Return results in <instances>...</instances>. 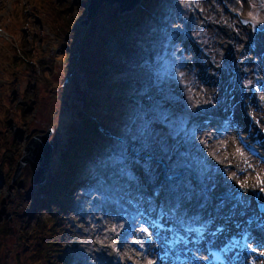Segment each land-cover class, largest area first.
I'll return each instance as SVG.
<instances>
[{
	"label": "rangeland",
	"instance_id": "374dc122",
	"mask_svg": "<svg viewBox=\"0 0 264 264\" xmlns=\"http://www.w3.org/2000/svg\"><path fill=\"white\" fill-rule=\"evenodd\" d=\"M11 1L13 0L6 3L5 7L0 6V16L11 15L7 21L0 17V131H4L9 140L16 139L21 154L27 136L43 132L48 125H53L55 130L50 142L53 145L51 161L54 167L63 134L71 123L70 117L75 115V110L80 107L81 102L68 100L71 110L65 109L67 107L65 105L61 107L60 100L70 97L75 84L73 80H69L72 73L68 76L57 73L64 62L59 61L55 54L57 50H64V45H68L67 40L61 41L60 36L67 35L68 31L62 30L55 37L56 30L52 28L51 20L48 22L47 16H52L54 11H67L73 5L75 10L68 12V19L74 26L85 27L86 22L82 14L86 11L89 0H75V5L71 0V2L29 0L30 6L27 9L22 7L23 3L12 8ZM23 1L24 4L28 2ZM178 2L181 5H188L187 13H174L169 19L167 25L174 34L171 40L165 41L158 33L160 41H157L153 34L142 35L145 41H139L138 45L146 47L147 42L151 47L136 53L135 57L128 48L124 52L121 51L120 41L112 44V51L108 50L110 53L108 60H116L115 64H121L122 58L126 60L137 58L142 59L145 66L140 65L138 60L130 61V68H127L126 72L106 82L100 98L108 105V109L103 118H99L102 120L100 122L106 125L103 120L116 118L114 115L116 106L113 101L118 94L123 93L126 103L121 111L134 112L135 129L140 132L138 138H135L134 134L129 132L130 128L123 130L122 124H118L119 129L113 132L118 136L122 135L121 140L110 138L112 135L108 134L105 139L99 138L103 147L102 153L106 150L113 151L111 163L117 162L119 167H111L110 163H105L106 166L103 168L96 166L109 179L104 183L100 182L98 177L92 179L95 181L93 187L88 188L91 200L85 204L86 213L78 218L72 216V227L69 226L70 229L65 227V235H68L67 229L70 235L65 236L66 240L63 243L65 255L62 264H143L146 257L143 251L145 247L141 248L140 245L146 246L147 236L131 245L128 244L129 237L125 236L122 229L130 218L136 216L139 218H135L137 221L143 222L144 218L129 209L130 203L125 198L127 192L119 183L129 184L130 189L137 190L140 194H143L141 192L143 190H140L142 187L149 189L151 185L157 184L161 186L162 197L169 202L174 200L177 203L188 204L191 206L190 210H194L195 205L205 204L208 211L219 207L221 213L237 216L245 210L243 215L256 213L264 218V192L259 190L264 188L262 183L264 165L238 144L231 130L200 129L199 132L190 133L186 131V124L201 115L217 118L218 122H221L223 116L230 115L240 121L244 133L250 139L255 135L256 139L260 140L261 149L264 151V82L258 85L252 79L250 56L247 53L250 42L246 37V33L251 31L259 45L264 41V0H178ZM249 13H252V16H249ZM190 17L192 19H189ZM162 18L166 19L165 14ZM150 26L151 32H156V25L152 23ZM21 29L29 31H24V47H31L30 50L34 47L45 53L40 54L36 66L39 81L37 84L33 82L27 85V94L23 92V84L29 71L20 69L22 66L16 62L11 68L8 67L13 59L11 61L6 56L8 52L6 44L12 46L21 44ZM31 33L35 36H31ZM173 41L178 45L173 44L171 51L168 53L167 50L164 55L166 48H169ZM28 47H25V50H28ZM169 54L171 57L177 54L175 61L163 60L158 68L163 72L161 67L163 63L174 64L177 79L168 75L158 79L159 74H156L154 69L152 76L140 75L138 68H131L141 66V69H145L147 65L153 67L155 60L159 61L163 56L165 60H170ZM179 54H184L185 57L179 60ZM78 57L80 58V55L76 52L67 53L70 64L66 73H69L68 69ZM60 58L63 60L66 55L62 54ZM48 63L52 64L55 71L51 75L44 71ZM76 72H79V68ZM263 72L260 70V76ZM79 73L84 74L82 70ZM204 75H207L208 79H204ZM144 77L158 81L145 92H141L143 88L138 86V81ZM77 79L80 80V77L77 76ZM119 79L121 83H118ZM164 83L169 84L168 91L172 94L167 92L158 95L157 100L153 102L160 105L153 104L148 109L149 104L141 101L142 94H149L155 86ZM134 96L138 98L142 108L135 102ZM30 99H34L35 104L27 113L30 116L28 123L22 128L18 118L19 107L21 110L28 107L25 102ZM187 102L199 107L201 115L187 117L184 113ZM243 102L246 105L249 103L244 109ZM7 108H11L9 115L7 114L9 123L4 120ZM248 108L250 112L245 117L243 112L248 111ZM248 116L255 120L251 125L247 122ZM125 118L126 124L131 126L132 119ZM132 140L141 143L133 144ZM14 167L15 165L13 170ZM5 170V173H8L10 168ZM29 177L30 169L26 165L16 179L23 181L21 188H17L16 181L8 180L6 184L0 181V213L4 212L0 216L2 220L11 218L8 220L10 227L14 225L16 227V231L0 236V264H17L14 257L17 251L15 252L13 248L23 251V243L17 247L15 245L18 244L21 235L19 224L26 226L29 215L35 210L36 215L30 224L37 220H45L55 211L53 204L50 205V210L47 205L44 208L33 209L37 199L29 192L35 187L28 183ZM123 177L131 181L128 182L127 178ZM114 184L119 185L116 190L112 188ZM230 190H235L240 195L224 202L225 198L220 196V192L226 193ZM62 191V187H59L58 195H61ZM63 196L68 201V208L71 209L73 197ZM232 223L235 224L236 220ZM26 231L32 232V229L27 227ZM239 236L240 233L235 238L239 240ZM73 240H77L76 254L70 255ZM29 243L34 245L35 241L30 240ZM31 253L22 252L26 256ZM194 257L199 261L197 256ZM244 259L243 264H256V260L262 262L260 252L250 253L249 249L246 250ZM162 263L169 264L165 261Z\"/></svg>",
	"mask_w": 264,
	"mask_h": 264
},
{
	"label": "trees",
	"instance_id": "16d2710c",
	"mask_svg": "<svg viewBox=\"0 0 264 264\" xmlns=\"http://www.w3.org/2000/svg\"><path fill=\"white\" fill-rule=\"evenodd\" d=\"M71 1L75 5V1ZM169 1L170 0H142L136 8L124 14H120L119 7L116 5H104L85 27H79L78 25L74 26L72 21L68 19V12L75 10L73 5L70 9H67V11H54L52 16L46 17L48 22L51 20L52 28L56 30L57 35H54L55 37H57L62 30L68 31L67 35H60L61 41L67 40L68 45H64V50H57L55 54L59 61H62V63L64 62L62 67L60 69L58 68L57 73H63L65 76L72 73V77L69 80H73L75 84L70 97L60 100L61 107L65 105L67 106L65 109L71 110V105L68 100L80 101L81 105L75 110V115L70 117L71 123L63 134L55 166L47 174V179L51 181L40 187L31 188L29 191L31 196L37 199L35 202L36 206L33 207V209H37V207L40 206L42 208L44 204L52 203V199H56L58 206L54 208L57 210V213H50V216L45 220H37L35 223L30 224L33 216L36 215L37 211L35 210L29 215L27 225L25 224L26 226L17 223L19 224V229L21 228V235L18 244L15 245L17 247L23 243V251L13 248L15 252L17 251L16 254H14L17 264H62L61 256H64L65 253V246L63 243L64 240H66L64 230L65 227L70 226V224L62 220L65 219L62 217L64 211L61 208L63 213H60L62 198L58 196L57 186L64 185L65 190L69 193H73V197H75L74 200L76 199V201L72 203V208L68 209L70 216H81L86 198L89 195L85 191L79 192L78 190H74L76 187L73 188V186H75L74 182L76 179L86 177L87 175H93L95 172L94 164L96 162L101 163L102 161L97 152V150L100 151L101 149L96 141L97 137L100 135L98 125H102V120L99 118H103L104 113L108 109V105L105 104V101L102 100L100 96L102 95V90L107 81L112 80L114 77H119L122 72H126L123 63L115 64L116 60H108L110 55L108 50L112 51L114 39H122L126 43L135 44L139 36L149 34L148 31L152 23L156 25L157 31L160 33L163 28L155 23L153 14L157 13L156 18L159 20L163 19L162 16H164V14L167 16L169 7L166 6V3H169ZM85 14L86 11H83L82 18L85 17ZM168 38H170V34L168 31H165L164 40ZM25 47L24 45L21 46L20 55L18 58H15L10 68L16 62L19 66H22L20 69L29 71L28 77L23 84V92L25 91V94H27V85L33 82L37 84L39 81V78H37L36 66L40 54L45 53H42L39 49H35L34 47L31 50H25ZM70 51L78 53L80 58H76L74 61L75 63L72 64L73 66L68 69L69 73H66L70 64L67 53ZM62 54L66 55V58L63 60L60 58ZM54 59H56V57ZM160 63L161 59L158 61L157 66L149 69L146 73L139 71V74L145 76L150 74V76H152L155 70L156 74H159L158 77L162 76L165 64L163 63L161 65L162 72L161 69L158 68ZM45 67L46 69L44 71H48L50 75L55 72L52 64L48 63ZM78 68L79 72L82 70L84 73L83 75L76 72ZM77 76L80 77V80L77 79ZM151 80V77H144L138 81V86L145 89ZM118 83H121L120 79ZM26 103L29 105L28 107H23V110L19 107L20 111H17L19 113L18 118L20 119L22 128L25 127L30 119L27 113L29 110L33 109L35 101L34 99H30L27 100L25 104ZM113 103L116 106L114 114L116 117L120 109L126 103L125 95L123 93L118 94ZM10 109L11 108H7L5 110V121H7V114L9 115ZM103 122L106 123V125L103 124V126L107 127L114 126L117 123L115 118L112 120H103ZM19 150L20 148H18L16 139L12 138L9 140L4 131H0V176L2 175L0 180L3 181L4 184L11 178L13 166L21 155ZM6 168H10L8 173H5ZM0 214H4V212ZM8 220V217L3 220L2 217L0 218V236H5L16 231L15 225L14 227H10V222ZM27 227H30L32 232L26 231ZM30 240H34L35 244L31 245L29 243ZM30 251L32 253L29 256L22 254V252L28 253ZM70 253H76L74 246H72Z\"/></svg>",
	"mask_w": 264,
	"mask_h": 264
},
{
	"label": "water",
	"instance_id": "95a60500",
	"mask_svg": "<svg viewBox=\"0 0 264 264\" xmlns=\"http://www.w3.org/2000/svg\"><path fill=\"white\" fill-rule=\"evenodd\" d=\"M140 0H89L87 5V18L89 21L104 4H119L122 10H130ZM54 128L47 126L43 133L36 134L32 137H26L27 143L23 148V152L20 158L15 164V169L11 177V181H15L20 175L21 170L28 164L31 170V176L29 179L30 184L38 185L45 181L46 173L50 167V158L52 154V145L49 141ZM23 181L21 179L17 182V188L22 186Z\"/></svg>",
	"mask_w": 264,
	"mask_h": 264
},
{
	"label": "bare ground",
	"instance_id": "6f19581e",
	"mask_svg": "<svg viewBox=\"0 0 264 264\" xmlns=\"http://www.w3.org/2000/svg\"><path fill=\"white\" fill-rule=\"evenodd\" d=\"M123 187L127 188V186H125V185ZM130 193H131L132 197L138 199L141 204H145L146 200H144V198L142 196L138 195L134 191H131ZM239 195L240 194L237 193L235 190H230L229 192H226V193L223 191L220 192V196L225 198L224 202L226 201V199H234L235 197H237ZM242 196H243V194H242ZM227 202H230V200H227ZM163 203L166 205H169V203L166 202L165 200H163ZM170 203H174V200L171 201ZM141 206L131 203L130 208L132 210H135ZM190 208H191V206L188 204L179 203V205H176V204L174 205V210H175L174 212L177 215H180L182 217H187L188 214L185 211L187 209H190ZM201 208H206V206L204 204L194 206V209H196L194 214H197L196 215L197 218H200V215L202 214V212H197ZM148 209L151 210L152 212H157V206H155L153 204L151 206H149ZM161 213H164V212L161 211ZM221 216L222 215L219 213L216 214V217H218V218ZM237 217H238V220H237V223H235V225L225 224L222 231L223 232L231 231L234 235L239 233V232H242L241 231V225L243 224V218H242L243 217V211L240 212ZM251 217L255 221L256 217H254L253 215H251ZM207 220H208V225H212V222H214L213 218H207ZM263 226H264V224H263ZM144 227H145L144 223L136 222L135 219L127 220L122 231L124 232L125 236L129 237L128 244L132 245L136 241H142L143 236H148V233H145L142 231V229ZM263 229H264V227H263ZM254 231H255V229H254ZM150 233L153 234L152 240L146 241V246L144 248V255L146 257L144 259L143 264H148V262L150 260L154 261L155 264H161V257L159 256V253H160L161 248L163 247V243H161V241L159 240V237L157 236V234L155 232L150 231ZM240 240H241V238H240ZM229 243H230V245H232L233 243L237 244V241L234 239V236L229 239ZM193 262L196 263L195 260H193ZM172 264H180V263L177 261H173Z\"/></svg>",
	"mask_w": 264,
	"mask_h": 264
},
{
	"label": "snow or ice",
	"instance_id": "6c2138e0",
	"mask_svg": "<svg viewBox=\"0 0 264 264\" xmlns=\"http://www.w3.org/2000/svg\"><path fill=\"white\" fill-rule=\"evenodd\" d=\"M249 16H252V13H249ZM262 183H264V182H262ZM241 187H243V185H241ZM259 190H260L261 192H264V188H260ZM153 227H155V225H153ZM142 231L145 232V233H148L147 240H148V241H151V240H152V235H153V234L149 232L148 227H144V228L142 229ZM140 247H141V248H144V247H145V244H141ZM262 255H264V254H262ZM205 259H206V258H205ZM148 264H155V262L150 260V261L148 262Z\"/></svg>",
	"mask_w": 264,
	"mask_h": 264
}]
</instances>
